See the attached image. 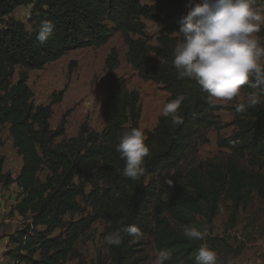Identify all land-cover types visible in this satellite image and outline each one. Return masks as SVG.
Masks as SVG:
<instances>
[{
    "label": "trees",
    "instance_id": "16d2710c",
    "mask_svg": "<svg viewBox=\"0 0 264 264\" xmlns=\"http://www.w3.org/2000/svg\"><path fill=\"white\" fill-rule=\"evenodd\" d=\"M142 1L0 0V151L4 147L2 128L9 125L14 148L22 158L20 173L13 178L5 172L0 152V185L20 187L22 198L15 211L31 220L9 238L14 248L5 255L12 264L83 262L78 244L99 220L106 224L104 237L135 225L142 237L152 238L157 253L170 252L172 258L166 264H196L201 245L211 247L216 239L214 222L223 196L232 203L230 227L235 226L248 197L257 195L264 200V100L236 113L235 105L246 103L247 94L254 91L245 85L228 105L210 104L208 94L194 80L177 78L171 63L177 41L173 33L179 31L180 21L192 7L204 0H148L151 5ZM257 3L264 4V0ZM29 6L27 29L11 15ZM144 20L162 25L157 45L152 44L154 37L147 33ZM42 21L55 26L45 43L37 39ZM115 32L122 34L127 61L142 80L160 85L169 94L167 103L179 95L185 98L178 113L183 123L173 124L170 116L162 115L145 141L149 155L139 180L122 174L124 161L116 151L124 132L140 129L142 114L139 92L130 91L127 79L116 75L120 66L116 48L105 59L110 84L102 106L105 128L100 135L81 132L71 145L57 146L73 112H65L59 126L52 129V106L63 101L65 90L54 93L50 105H37L28 83L31 71L42 70L74 50L104 47ZM257 35L264 42V28ZM221 112L233 115L232 135L217 140L218 147L228 151L225 160L204 164V178L195 169L185 181L171 175L208 142L210 129L224 128L216 115ZM44 170L48 173L43 181L39 175ZM166 180L173 185L169 187ZM88 207L93 216H84ZM76 215L80 218L74 220ZM184 226L207 228V235L204 240H189L183 235ZM122 236L119 246L108 245L111 264H140L139 243L125 233ZM99 264L104 263L100 260Z\"/></svg>",
    "mask_w": 264,
    "mask_h": 264
},
{
    "label": "rangeland",
    "instance_id": "374dc122",
    "mask_svg": "<svg viewBox=\"0 0 264 264\" xmlns=\"http://www.w3.org/2000/svg\"><path fill=\"white\" fill-rule=\"evenodd\" d=\"M144 5H151L148 0L142 1ZM31 7H20L14 11L11 18L25 24L30 29L28 20L30 18ZM147 33L154 37L153 45H157V37L162 30L160 23L144 20ZM3 26H0V28ZM264 28V24L261 25ZM259 37L257 34H255ZM112 48L119 52L120 66L116 69L118 77L127 79L128 89L137 91L141 97L142 114L140 120V130L146 134L145 141L151 137L158 124L159 117L162 116V109L167 103L169 94L162 87L151 81L142 80L137 72L127 61L128 49L124 44L120 32L113 33L108 44L101 48L79 49L69 52L59 61L46 65L42 70L31 71L29 73V86L35 94L37 105H50L54 93L65 90L63 101L52 106V117L50 125L56 129L65 112L72 110V114L67 118L66 135L56 141V145L64 148L71 145V141L78 138L81 132L87 135L102 134L105 124L102 117V106L107 98V91L110 79L105 70V59ZM18 69L14 77V83L18 80ZM71 71V72H70ZM218 105H228V101L215 100ZM223 123L224 128L220 131L210 129L207 132L208 142L198 147L197 153H191L181 164L179 169L171 175L177 176L181 181H185L191 169L199 172L204 178V164L208 162L222 163L225 160L227 150H221L217 145L219 137L226 138L232 135L234 128L229 126L233 120L230 112L216 114ZM1 139L4 147L0 151L5 158V172L16 178L20 173L22 158L14 148L13 140L9 133V125L2 128ZM47 170H44L39 177L45 180ZM89 194L91 188L87 187ZM17 194V192H16ZM18 195V194H17ZM245 207L240 210L234 227H230V216L232 203L226 196L221 199V212L215 219V229L213 237L215 241L209 247L217 254L216 264H264V200L257 195H251L246 199ZM5 206V205H4ZM7 213L0 217V264H12L6 257V251L14 248L9 238L18 230L27 226L30 217H22L15 214V204L5 206ZM92 208L88 207L84 216H93ZM80 216H75L74 220ZM202 220L201 216L197 217ZM68 220L71 218L68 216ZM171 224L176 227V223L171 220ZM106 224L104 221L94 223L92 229L79 242L78 251L82 256V261H71L67 264H111L108 245L103 243ZM137 257L140 264H153L158 255L152 238L141 237Z\"/></svg>",
    "mask_w": 264,
    "mask_h": 264
},
{
    "label": "clouds",
    "instance_id": "9594fccd",
    "mask_svg": "<svg viewBox=\"0 0 264 264\" xmlns=\"http://www.w3.org/2000/svg\"><path fill=\"white\" fill-rule=\"evenodd\" d=\"M264 24V4L257 0H204L196 4L180 21L178 32L173 34L177 41L173 48L172 65L177 78H189L208 94V102L215 100L233 101L240 96L242 86L254 91L247 94L246 103L235 105L236 113H244L264 100V42L255 34ZM50 21L38 25L37 39L45 43L54 30ZM184 96L166 103L162 109L164 117H171L173 124H182L178 114ZM146 134L139 128L123 133L116 151L124 161L122 174L139 180L145 174V158L149 147ZM171 187L173 181L166 180ZM207 228L197 230L184 226L183 235L189 240H204ZM122 233L139 240L143 233L135 225L109 233L103 243L119 246ZM167 250H160L153 264H166L171 260ZM217 254L207 244H202L196 256V264H216ZM180 264H183L181 261Z\"/></svg>",
    "mask_w": 264,
    "mask_h": 264
},
{
    "label": "crops",
    "instance_id": "0c3cea01",
    "mask_svg": "<svg viewBox=\"0 0 264 264\" xmlns=\"http://www.w3.org/2000/svg\"><path fill=\"white\" fill-rule=\"evenodd\" d=\"M21 167H22V163H21ZM20 170H21V168H20ZM0 192H2V194H3L6 207L10 206L11 204H15L17 206L18 203L21 201L22 190L20 189V187L17 184H12L11 186H9L7 188H3L0 185ZM16 192L18 195L16 194ZM4 207L0 206V217H4L8 211L7 208H6V210H4ZM14 213L17 214L16 211H14Z\"/></svg>",
    "mask_w": 264,
    "mask_h": 264
},
{
    "label": "built area",
    "instance_id": "2783aa9c",
    "mask_svg": "<svg viewBox=\"0 0 264 264\" xmlns=\"http://www.w3.org/2000/svg\"><path fill=\"white\" fill-rule=\"evenodd\" d=\"M4 205H5V200H4L2 192H0V206L4 207Z\"/></svg>",
    "mask_w": 264,
    "mask_h": 264
}]
</instances>
